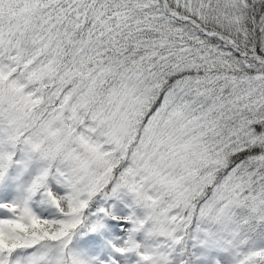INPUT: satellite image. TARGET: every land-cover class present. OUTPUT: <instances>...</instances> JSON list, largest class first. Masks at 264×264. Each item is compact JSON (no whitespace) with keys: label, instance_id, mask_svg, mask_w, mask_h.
<instances>
[{"label":"snow or ice","instance_id":"6c2138e0","mask_svg":"<svg viewBox=\"0 0 264 264\" xmlns=\"http://www.w3.org/2000/svg\"><path fill=\"white\" fill-rule=\"evenodd\" d=\"M0 264H264V0H0Z\"/></svg>","mask_w":264,"mask_h":264}]
</instances>
